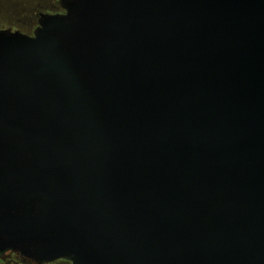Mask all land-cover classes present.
Returning a JSON list of instances; mask_svg holds the SVG:
<instances>
[{
    "label": "water",
    "instance_id": "95a60500",
    "mask_svg": "<svg viewBox=\"0 0 264 264\" xmlns=\"http://www.w3.org/2000/svg\"><path fill=\"white\" fill-rule=\"evenodd\" d=\"M0 30V253L264 264V0H66Z\"/></svg>",
    "mask_w": 264,
    "mask_h": 264
},
{
    "label": "flooded vegetation",
    "instance_id": "af4514ba",
    "mask_svg": "<svg viewBox=\"0 0 264 264\" xmlns=\"http://www.w3.org/2000/svg\"><path fill=\"white\" fill-rule=\"evenodd\" d=\"M66 0H0V18L19 20V23H0V30L17 31L29 36L34 35L40 26L43 15L65 14L63 7ZM0 262L5 264H54V262H36L12 251L0 253Z\"/></svg>",
    "mask_w": 264,
    "mask_h": 264
},
{
    "label": "rangeland",
    "instance_id": "374dc122",
    "mask_svg": "<svg viewBox=\"0 0 264 264\" xmlns=\"http://www.w3.org/2000/svg\"><path fill=\"white\" fill-rule=\"evenodd\" d=\"M10 22H14V23H19V20H12V19H4V18H0V23L5 24V23H10ZM0 264H5L3 262H0ZM54 264H67V263H63V262H58V263H54Z\"/></svg>",
    "mask_w": 264,
    "mask_h": 264
}]
</instances>
